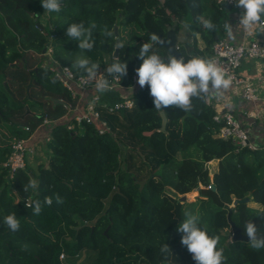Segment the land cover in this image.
<instances>
[{"label":"trees","instance_id":"obj_1","mask_svg":"<svg viewBox=\"0 0 264 264\" xmlns=\"http://www.w3.org/2000/svg\"><path fill=\"white\" fill-rule=\"evenodd\" d=\"M60 3L61 11L55 13L46 12L39 0H0V126L9 133L6 140L27 139L44 116L58 121L65 114L62 103L75 104L46 65L29 71L22 97L7 83L6 71H16L18 65L25 68L31 57L41 60L47 47L52 49L53 64L79 76L87 77L73 67L80 57L98 63L99 73L117 59L127 63V75L119 85L132 88L127 97L132 106L109 111L101 104L121 102L120 91L101 93L96 108L109 133L98 135L96 126L87 124L78 132L68 131L59 121L51 127L46 144L47 166L32 171L26 165L10 181L3 167L9 144L0 147V264H70L82 256L79 264H196L181 244L183 234L177 232L185 212L199 215V226L220 238L225 264H264V249L253 248L250 241L230 240L227 220L230 213L245 236L251 221L258 237H264V143L236 152L230 140L218 137L204 95L193 97L188 111L175 106L155 109L149 87H140L136 73L143 63L138 54L144 43L152 44L151 52L165 61L170 58L158 40H151L152 36L166 40L168 26L178 35L177 50L185 62L207 58L213 42L224 35V7L214 0ZM205 19L216 25L215 30L203 27ZM74 23L91 28V51L79 49V41L67 37L66 29ZM114 27L125 45L116 59L114 34H104L113 33ZM161 111L167 118L165 132L159 131ZM211 161H217L212 177ZM33 178L39 181L38 189L24 191ZM211 185L223 207L213 202ZM198 187L208 193L202 191L194 202L181 203L176 197H187ZM57 194L62 204L56 203ZM45 197H52L51 206L44 204ZM244 198L248 201L231 208L233 201ZM37 200L42 204L39 215L28 206ZM13 213L20 221L16 232L4 223ZM164 244L171 251L162 252Z\"/></svg>","mask_w":264,"mask_h":264},{"label":"clouds","instance_id":"obj_2","mask_svg":"<svg viewBox=\"0 0 264 264\" xmlns=\"http://www.w3.org/2000/svg\"><path fill=\"white\" fill-rule=\"evenodd\" d=\"M236 6L243 8L244 12L240 18L239 25L247 31H251L257 26L264 25V0H236ZM42 7L46 12L59 13L61 11L60 0H43ZM202 19V18H201ZM93 28L95 25L92 26ZM203 27L212 31L216 25L210 20H203ZM228 35L233 37V28L229 23L224 25ZM107 37L113 35L112 31L105 30ZM69 38L79 41L78 48L91 51L94 47L91 28H85L83 23L71 24L66 29ZM152 41L157 37L152 36ZM117 48H124L123 42H117ZM152 44L144 43L139 50V58L143 61L142 65L136 70L138 84L141 88L147 85L150 95L154 98L155 109H166L175 106L188 111L192 107L193 97L215 94L220 96L228 90L232 79L227 76L225 71L219 67L214 59L194 57L187 62L183 57L177 59L172 56L165 61L160 55L151 52ZM151 52V54H150ZM73 67L84 70L89 80L96 79V90L104 93L111 90L108 77L113 76L119 80L127 75V63L120 62L118 59L105 69V74L99 73V64L91 63L89 59L80 57L76 60ZM99 74V79H97ZM55 83V80H53ZM39 181L29 179L24 185V191L29 188L36 190ZM56 203L62 204L63 198L56 195ZM19 200V198H18ZM52 197H45L44 204L51 206ZM33 208V214L39 215L42 211V204L39 200L28 205ZM185 219L178 226L177 232L182 233L181 244L186 246L192 254L196 264H225L224 249L218 248L220 238L209 236L207 231L200 225L199 215L185 212ZM4 223L12 231L16 232L20 228V221L16 215L9 214L4 218ZM246 236L250 244L255 249H264V237H258L257 227L251 221L246 224ZM28 245H24L27 249ZM162 252H169L171 249L164 244Z\"/></svg>","mask_w":264,"mask_h":264},{"label":"built area","instance_id":"obj_3","mask_svg":"<svg viewBox=\"0 0 264 264\" xmlns=\"http://www.w3.org/2000/svg\"><path fill=\"white\" fill-rule=\"evenodd\" d=\"M219 6H234L236 0H214ZM31 17L33 15H30ZM264 29V25L258 26ZM45 52L41 54L44 56L49 64L50 70L55 78L62 85V87L69 93L70 99L74 101V105L62 103L65 114L58 121L50 120L44 116L37 131L41 128L46 130L43 136V144H47L51 136V127L57 122H64V126L68 131L78 132L82 129L83 124L95 125L98 135L109 133V129L104 121L101 120L97 105L100 102L101 92L96 90V79L89 80L87 77L79 76L72 72L66 66H59L53 64L51 60L52 49L47 47ZM207 59H214L219 67H221L227 76L232 79L231 86L240 89L241 97L244 101L252 103L257 106L247 116L249 118H259L262 111H264V73L257 76L243 75L239 72V68L244 61L256 60L260 61L264 66V44L259 41H249L242 44H234L227 38H219L213 42L210 47L209 57ZM100 74H105L101 72ZM97 79H99V74ZM111 85L110 91L123 90L119 85V79L111 76L108 77ZM137 83V78L134 77L133 84ZM262 85V92L258 90L257 85ZM109 92V91H106ZM121 102L113 105L107 103L101 104L102 107L109 111L121 110L130 108L132 102L129 98L123 97ZM208 106L209 101L205 99ZM213 123L217 126V135L224 140H230L235 147V151L242 149L254 150L255 145L250 142L248 129L241 124L230 113L222 115H213ZM29 131L28 128H25ZM34 131L30 133L27 139H14L8 145V154L3 163V167L7 170L8 180L10 181L15 173L23 170L26 167L27 157L35 154V146L30 144L31 137ZM26 205H28L26 203ZM231 240V235H230ZM64 255L60 256L63 260Z\"/></svg>","mask_w":264,"mask_h":264},{"label":"crops","instance_id":"obj_4","mask_svg":"<svg viewBox=\"0 0 264 264\" xmlns=\"http://www.w3.org/2000/svg\"><path fill=\"white\" fill-rule=\"evenodd\" d=\"M226 10V19L225 23H229L233 28V37H230L223 25L224 35L222 38H227L234 44H242L249 41H259L264 44V29L259 28L258 26L253 28L251 31H247L243 26L239 25L240 18L244 12L243 8L234 6H223ZM179 36H182V33H179ZM178 38V35H176ZM198 49L202 50L203 45L198 41ZM209 57V54L207 58ZM40 58L45 60L44 64L46 65L47 59L44 56L40 55ZM194 58V57H193ZM206 58V59H207ZM27 63V62H26ZM49 63V62H48ZM37 65V64H36ZM35 65V66H36ZM34 66V67H35ZM33 67V68H34ZM15 70V69H14ZM29 68H23L24 72H28ZM104 72V71H102ZM239 72L243 75L248 76H257L264 73V66L260 61L249 60L244 61L240 68ZM22 75V74H21ZM7 83L12 85L13 81L6 76ZM258 90L262 92V85H257ZM120 94L123 97H128L132 88L128 90L123 89L119 90ZM205 99H208V107L212 110L214 115H222L224 113H230L237 119L241 124H243L249 133L250 142L257 146L264 143V111L261 112L259 118H249L247 115L258 107L254 106L252 103L246 102L241 97L240 89L234 86L229 87L228 90L224 91L222 95L216 96L215 94L204 95ZM46 130L41 128L39 131L37 129L34 131L30 144L35 146V154L29 156L26 161V165L32 170L36 171L39 165L46 167L48 162V149L46 144L42 142L43 136L45 135ZM8 131L5 127L0 126V147L8 144L6 137L8 136ZM208 166H211L210 172L214 173L217 170V161H211L208 163Z\"/></svg>","mask_w":264,"mask_h":264},{"label":"water","instance_id":"obj_5","mask_svg":"<svg viewBox=\"0 0 264 264\" xmlns=\"http://www.w3.org/2000/svg\"><path fill=\"white\" fill-rule=\"evenodd\" d=\"M42 3H43V0H39V4H42ZM113 34H114V38H115V49L113 51L112 56H113L114 59H116L117 58V54H118V49H119L116 46L117 42L119 41L118 32H117V28L116 27L113 28ZM157 40H158L159 44L166 49V51L168 52L170 57L174 56L177 59L180 58V54H179V52L177 50V37H176V33H175L173 27H171V26L167 27V39L166 40H163L161 37H157ZM44 52L45 51L43 50L42 53H44ZM55 103H60L61 104V101H55ZM159 116H160V119H161L159 131L165 132L166 124H167V118H166L164 112H162V111L159 112ZM142 186H143V182H140L139 183V189H141ZM209 190L213 193L212 194L213 202L217 206L223 207V203L219 200L218 196L214 193L215 192L214 185H211L209 187ZM247 201H248V198H244L243 200H235V201H233L231 208L234 207L235 204H237V203H242V202H247ZM227 220H228L229 227H230L231 240L232 241H238V242H248L249 238L247 236L243 235L241 233L240 229L237 228L233 224V222L230 220V213L227 216ZM104 234H106V231H105Z\"/></svg>","mask_w":264,"mask_h":264},{"label":"rangeland","instance_id":"obj_6","mask_svg":"<svg viewBox=\"0 0 264 264\" xmlns=\"http://www.w3.org/2000/svg\"><path fill=\"white\" fill-rule=\"evenodd\" d=\"M44 62H45V60H43V59L39 60L38 58L31 57V58H29L27 60V63L24 64L23 66L25 68L32 69L36 64L37 65H41V66H45ZM46 66L51 67V64H49L48 61H47ZM29 71L28 72H24L22 66L18 65L16 67V71H6V73H5L6 76L9 77V79L11 81H13L12 85L10 86V88L12 89V91H15L16 93H18L20 95V97H22L24 95V88H25V86H27V84H29L28 83L29 78H30ZM19 73H21L22 75L20 76ZM172 136H176V135L173 134ZM0 140H1V138H0ZM7 143L9 144V142H7ZM210 169H211V166H208L209 175H210V177H212L213 173L210 172ZM196 190H197V192L194 195H188L187 197H182L183 196L182 195V196H176V197L179 199V201L181 203H183V202H194L196 200V198L202 194V191H206V192L208 191L207 188L204 189L203 187H198ZM168 195L170 197H172V195H170V194H168ZM250 205L255 207L254 204H250ZM83 260H84V257L82 256V257H79L75 261H71L70 264H79Z\"/></svg>","mask_w":264,"mask_h":264},{"label":"bare ground","instance_id":"obj_7","mask_svg":"<svg viewBox=\"0 0 264 264\" xmlns=\"http://www.w3.org/2000/svg\"><path fill=\"white\" fill-rule=\"evenodd\" d=\"M196 192H197V190L195 189V190L191 193V195H194Z\"/></svg>","mask_w":264,"mask_h":264}]
</instances>
